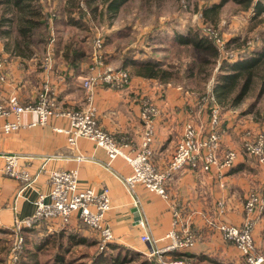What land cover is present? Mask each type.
<instances>
[{
    "label": "crops",
    "instance_id": "obj_1",
    "mask_svg": "<svg viewBox=\"0 0 264 264\" xmlns=\"http://www.w3.org/2000/svg\"><path fill=\"white\" fill-rule=\"evenodd\" d=\"M67 28H62L63 39L69 34ZM4 40L0 39V54L6 58V78L0 81V102L15 97L21 104L33 103L47 74L43 67L44 55L41 54V60L35 55L29 58L13 55L5 48ZM53 48L54 72L49 73V81L58 87L57 100L63 106H83L85 92L79 76L88 71L90 52L89 60L80 62L77 72H66V66L61 59V49L56 50L54 42ZM105 53L110 56L113 51L107 50ZM39 61H42L41 64ZM107 64L110 66L108 62ZM149 80L156 79L131 75L130 84L126 87L98 86L93 91V100L99 125L111 132L117 140H128L132 148L138 145L143 128L140 118L142 102L145 99L151 100L158 110L154 119L152 160L160 170H165L181 136L184 122L193 117L182 108L184 100L182 102L183 96L179 88L171 87L169 83L166 87L149 86ZM226 115L227 113L223 114L226 126L221 147L222 151L227 147L238 151L234 165L223 172L214 167L202 170L199 167L186 166L177 170L166 182L169 194L167 200L141 184L132 189L127 188L121 178L130 174L131 168L121 156L109 160L102 147L84 137L78 138L75 145L69 144L62 132L53 129V126H67L65 118L51 119L49 124L43 126L25 125L11 133L1 134L0 232L12 234L14 221L33 213L34 200L38 193L49 188V169H76L80 188L92 187L97 192L103 187L108 189L110 208L105 213L104 222L113 232V244L146 255L151 247L161 250L171 242L167 234L172 229L173 219H176V232L181 235L191 231L195 238L190 248L176 250L202 254L214 260L212 262L215 264L242 262L238 249L222 238L217 223L225 221L235 225L243 224L246 218L243 203L248 193H259L264 187V165L260 164L255 156L241 151V132L244 131V126ZM186 117L188 118L184 121ZM203 117L197 118V121L194 118L192 120L202 133H206L209 112ZM36 118V113L24 112L21 122L27 124ZM2 121L0 119V125ZM78 154H82L84 159L77 160ZM11 155L17 156V169L27 170L32 177L38 174L30 184L10 177L2 171L7 157ZM47 156L52 158L46 160ZM218 201L224 204L223 213L219 212ZM134 208H137L138 221L134 219ZM249 217L253 220L255 248L260 252L264 250V210ZM80 224L73 215L70 225L62 229L71 228L84 236H98L97 231L81 227ZM44 225L47 232L60 230L46 222ZM37 228L40 230V225ZM45 232L41 229L38 237ZM141 234L150 236L151 245L141 240ZM169 252H163L157 257L151 256L159 263L163 260L171 261Z\"/></svg>",
    "mask_w": 264,
    "mask_h": 264
},
{
    "label": "built area",
    "instance_id": "obj_2",
    "mask_svg": "<svg viewBox=\"0 0 264 264\" xmlns=\"http://www.w3.org/2000/svg\"><path fill=\"white\" fill-rule=\"evenodd\" d=\"M93 37L90 63L86 74L79 76L80 84L85 92L83 106H63L57 100L58 87L51 84L49 73L54 72V37L51 36L44 52L43 67L47 72L42 81L37 99L33 103L21 104L14 97L0 102V135L18 130L22 126L47 125L51 119L65 118L68 125L65 127L53 126V129L62 132L69 144L75 145L80 137L92 140L102 147L112 160L121 156L129 164L130 174L121 178L124 185L132 189L141 184L147 190L154 192L163 199H168L166 182L170 176L186 166L199 167L202 170H210L212 167L219 172L231 168L238 156L235 148L227 147L222 151V141L225 128L222 126V117L218 104H213L209 112L208 128L202 133L195 122L188 118L182 127L181 136L172 152L169 163L165 170H160L152 160L154 119L158 113L157 106L149 99L142 102L140 118L143 128L140 141L136 147H131L128 140L117 138L106 129L102 128L97 120V108L93 100V91L96 87L105 85L112 88H123L130 84L129 72L124 68L111 67L106 62V55L102 45L104 36L96 29ZM53 34V32H52ZM6 58L0 54V81L6 78ZM24 112H34L37 118L27 124L21 122ZM243 153L255 156L257 161L264 165V135H259L256 141L247 139L244 143ZM17 156L11 155L6 159L2 171L4 174L20 179L30 184L33 177L25 169H17ZM47 156L45 159H51ZM77 160L84 159L82 154L76 155ZM49 188L45 192H39L34 200L33 213L22 219L15 220L12 228L14 241L11 247L12 257L20 250L24 238L21 234L23 227H30L40 221L67 228L73 215L85 222L88 226L96 229L99 236V247H107L114 239L113 232L105 222L104 216L110 208L108 189L103 187L97 192L92 187L80 188L76 169L51 168L47 172ZM137 201V200H136ZM135 201V202H136ZM243 208L246 218L241 225H235L225 221L217 223V229L222 238L233 244L239 251L244 262L249 264H264V250L257 252L255 248L252 225L253 220L249 215L264 210V187L259 193L249 192ZM220 213L224 212V204L218 201ZM141 225L143 221L140 220ZM172 229L168 232L171 242L161 250L152 247L147 255H161L163 252L176 249L190 248L195 241L191 231L179 235L176 232L177 220L173 219ZM141 240L151 243L148 234H141ZM151 245V244H150ZM160 264H191L185 260L162 261Z\"/></svg>",
    "mask_w": 264,
    "mask_h": 264
},
{
    "label": "trees",
    "instance_id": "obj_3",
    "mask_svg": "<svg viewBox=\"0 0 264 264\" xmlns=\"http://www.w3.org/2000/svg\"><path fill=\"white\" fill-rule=\"evenodd\" d=\"M126 1L64 0L62 9L51 16L48 12H43L40 0H0V36L7 37L4 40V46L11 54L22 58H29L34 55L40 57L41 50L46 48L53 35L56 50L61 49V59L66 66V72L68 70L77 72L80 62L89 60L88 48L85 44L88 34L73 32L68 34L66 39H63L61 37L62 28L70 27L80 30L87 28V21L91 19L87 13H91V16L95 17L102 10H105L106 13H113L114 15ZM226 1L228 0H220L209 6L202 7L200 15L204 21L209 23L213 21L218 15L219 9ZM231 1L241 4L244 9L250 8L253 11L251 18H258L259 22H264V0ZM84 6H86V11L84 10ZM48 28L51 30L49 38H44L42 42L40 38H35V32L38 29H43L44 33H46V31L48 32ZM125 33L126 30L124 28H118L110 33H105L102 45L104 53L110 50L106 46L114 37L124 35ZM257 34L254 37L244 36L241 38L238 35L227 39L222 47L224 49L223 52L228 53L225 56L212 39L197 29L187 30L183 34H177L175 36L176 42L188 48L192 56L196 57L195 61L186 64V74L184 77H192L194 75V69L199 70L201 68L202 60L199 52L209 50L213 56L215 55V58L219 57V61H217L219 63L218 71L215 74V83L211 91V95L215 101L214 104L235 105L244 99L255 84L258 85L257 96L262 95L264 93V28H259ZM37 43L38 45L41 43L44 44L42 47L39 46L37 48ZM114 49V53L108 57L106 55V62L111 58L118 59L116 68H124L128 72V69H132L130 70L132 75H138L143 78H154L163 84L178 77V71L171 69L169 66H164L162 61L153 55L146 54L137 57L135 54L138 52L137 50L127 49L123 53H120L117 46H114ZM215 96L217 100H215ZM252 105L254 103L245 112L251 111ZM261 109L264 111V104ZM44 224V221H40L30 227L22 228L21 234L24 238L23 247L20 252L18 251L16 264H40L36 254L42 248L40 244L43 243L48 245L57 242L58 247L62 248L61 251L54 254L55 264H61L63 262L64 252L71 251V244L76 245L82 243L88 246L96 245V240L86 238L84 235L80 233L79 235L71 230L60 229L47 232ZM38 225H40V230L42 229L44 232L46 230L41 236V243L27 245L29 244V239L32 238L31 236H33L31 233L38 234L40 232L37 228ZM63 238H66L69 242L68 247H62ZM11 247L9 244V246L2 250L0 264L9 262V258L12 256ZM134 253L136 256L140 254V252H135L125 246L109 242L107 247L97 251V256H95L96 260L92 264H123L131 262L135 264H159L155 258L144 257L143 259L136 260L133 255ZM169 255L171 260L180 259L189 261L191 264H215L213 263L214 260L209 259L207 256L191 254L188 251L174 250L170 251ZM237 264L249 263L242 261Z\"/></svg>",
    "mask_w": 264,
    "mask_h": 264
},
{
    "label": "rangeland",
    "instance_id": "obj_4",
    "mask_svg": "<svg viewBox=\"0 0 264 264\" xmlns=\"http://www.w3.org/2000/svg\"><path fill=\"white\" fill-rule=\"evenodd\" d=\"M220 0H127L123 3L121 8L113 15L106 13L102 10L97 16H91V13H87L91 19L87 22V28L76 29L67 28L68 33H80L88 34L85 44L88 48V52L91 51V45L96 29L104 36L105 33H110L118 28H124L126 33L114 37L112 41L106 46L112 52L114 46H117L120 53H123L127 49H134L136 56H144L146 54L153 55L160 59L164 66H169L171 69L178 71V77L169 81V85L174 88H179L181 91L182 102H188L182 105L184 111L189 112L191 116L197 121V118H204L203 115H207L210 107L214 104V99L211 95L215 83V74L217 73L219 57L215 58L209 50H203L199 52V56L202 60V65L199 70L194 69V75L192 77H184L186 74V64H190L195 61L196 57L192 56L191 51L185 46L176 42L175 36L177 34H183L187 30L197 29L202 34L207 35L212 39L223 52V43L232 36H244L254 37L257 34L259 28H264V22H259V19H252L253 11L250 8H243L241 4L235 3L231 0L223 3L218 11V15L213 21L206 22L200 15L202 7L209 6ZM43 12L50 14L60 11L64 6V0H40ZM86 11V6H84ZM261 20V17H260ZM50 27V26H49ZM44 33L43 29H38L35 32V38H40L41 42L44 38H49L51 30ZM0 39L4 40L5 37L0 36ZM49 40V39H48ZM44 43L38 45L43 46ZM231 48V47H230ZM104 50V48H103ZM133 50V51H134ZM235 50V49H234ZM45 49L40 52L44 55ZM115 51H113L114 53ZM129 52V51H126ZM226 52H223L225 56ZM108 57V56H107ZM42 61H39L41 64ZM107 62L111 67H116L118 59H108ZM131 77V72L128 69ZM149 86L155 85L167 86L168 83L163 84L158 80H149ZM258 85L255 84L248 92V94L239 103L235 105H221L218 104L222 115V125L225 128L224 123L226 116L231 117L235 122H238L244 126V131L241 132V151L244 150V142L247 139L256 141L259 135H264V111L261 107L264 104V93L257 96ZM185 96V97H184ZM217 97L215 96V100ZM190 100V101H189ZM252 105V109L249 112H245L246 109ZM225 108V109H224ZM186 117L184 121L187 119ZM192 118V119H193ZM81 227L96 229L88 226L83 221H79ZM67 230H71L68 228ZM74 233L78 232L71 230ZM68 232V231H66ZM70 232V231H69ZM33 236L29 239V244L35 245L40 242L41 236L39 233H31ZM80 235V234H79ZM13 237L15 235L9 233L0 232V255L5 247L12 246ZM86 238L96 240V245L88 246L87 244L70 245V250L64 252V260L61 264H92L95 262V256L99 247V236H85ZM62 247H68L69 242L66 238L62 239ZM41 243V242H40ZM48 244V243H47ZM42 248L36 254L40 264H55L54 254L61 251V247H58L57 242L54 244L45 243L40 244ZM23 247V245H22ZM20 248L19 252L22 250ZM14 257L9 258V262H3L2 264H16L18 259V253ZM134 258L143 259L144 257L153 258L144 253L139 255L133 254ZM162 257V256H161ZM160 257V258H161ZM156 260V259H155ZM157 261V260H156ZM158 262V261H157ZM101 264V263H100ZM123 264H135L123 263ZM160 264V263H159Z\"/></svg>",
    "mask_w": 264,
    "mask_h": 264
},
{
    "label": "water",
    "instance_id": "obj_5",
    "mask_svg": "<svg viewBox=\"0 0 264 264\" xmlns=\"http://www.w3.org/2000/svg\"><path fill=\"white\" fill-rule=\"evenodd\" d=\"M134 212H135V221H138V219H139V215H138V212H137V208H134Z\"/></svg>",
    "mask_w": 264,
    "mask_h": 264
}]
</instances>
